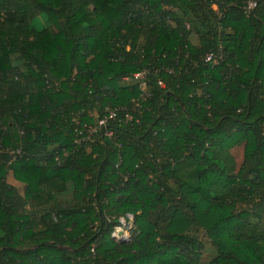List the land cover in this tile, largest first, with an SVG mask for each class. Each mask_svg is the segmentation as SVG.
<instances>
[{
    "label": "trees",
    "instance_id": "16d2710c",
    "mask_svg": "<svg viewBox=\"0 0 264 264\" xmlns=\"http://www.w3.org/2000/svg\"><path fill=\"white\" fill-rule=\"evenodd\" d=\"M246 1L0 0V264H264V0ZM142 71L144 101L123 82Z\"/></svg>",
    "mask_w": 264,
    "mask_h": 264
},
{
    "label": "built area",
    "instance_id": "2783aa9c",
    "mask_svg": "<svg viewBox=\"0 0 264 264\" xmlns=\"http://www.w3.org/2000/svg\"><path fill=\"white\" fill-rule=\"evenodd\" d=\"M260 1L262 0H247L243 6H242V10L244 11V13L246 15H250L259 5ZM214 9L216 10V7L214 6ZM205 62H211L213 64L217 63V58L216 56H214L213 54H209L205 57L204 59ZM169 73H171V71H168ZM148 72L147 71H142V72H138V73H134L133 75H131V77H125L123 78V82L127 83L130 81L136 82L138 89L141 92V101H144L146 98L149 97V94L147 93V77ZM159 86H163L162 83L159 81L158 82ZM139 107V103H135V108ZM117 117V112L115 110H107L106 114L97 121V124L95 127H89L88 128V133L91 135L93 133H95L97 130H100L101 128H103L108 121L110 120H114ZM124 121L125 122H135L137 123L138 120L134 119L133 116L131 114H125L124 116ZM107 137H111L112 136V131L111 132H107L104 134ZM20 150H16V151H12L10 152V160H16L17 156H20ZM127 219L128 221H126L125 219L121 218L120 221V225L117 226L114 231L111 234V237L113 239H115L118 242H123L125 240L128 239V235H129V230L132 227V216L131 215H127ZM120 234V236H119Z\"/></svg>",
    "mask_w": 264,
    "mask_h": 264
},
{
    "label": "rangeland",
    "instance_id": "374dc122",
    "mask_svg": "<svg viewBox=\"0 0 264 264\" xmlns=\"http://www.w3.org/2000/svg\"><path fill=\"white\" fill-rule=\"evenodd\" d=\"M232 154H233V156L235 157L237 163H239V162L241 161V149H240V148H235V149H233ZM10 174H11V173H10ZM8 178H9L8 181H9L10 183L16 185V183H14V182L11 180V175H10ZM18 188L20 189V191H22L23 186H22V185H18ZM203 255L207 257V256H208V250H205Z\"/></svg>",
    "mask_w": 264,
    "mask_h": 264
},
{
    "label": "water",
    "instance_id": "95a60500",
    "mask_svg": "<svg viewBox=\"0 0 264 264\" xmlns=\"http://www.w3.org/2000/svg\"><path fill=\"white\" fill-rule=\"evenodd\" d=\"M119 236H120V234H119Z\"/></svg>",
    "mask_w": 264,
    "mask_h": 264
}]
</instances>
